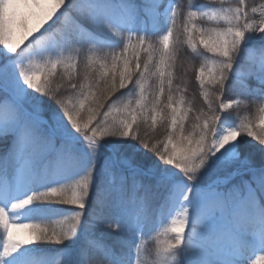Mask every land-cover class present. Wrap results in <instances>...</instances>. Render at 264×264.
<instances>
[{
  "label": "snow or ice",
  "instance_id": "6c2138e0",
  "mask_svg": "<svg viewBox=\"0 0 264 264\" xmlns=\"http://www.w3.org/2000/svg\"><path fill=\"white\" fill-rule=\"evenodd\" d=\"M0 230V264H264V3L0 0Z\"/></svg>",
  "mask_w": 264,
  "mask_h": 264
},
{
  "label": "trees",
  "instance_id": "16d2710c",
  "mask_svg": "<svg viewBox=\"0 0 264 264\" xmlns=\"http://www.w3.org/2000/svg\"><path fill=\"white\" fill-rule=\"evenodd\" d=\"M184 3L187 2V0H183ZM205 3L209 2V0H204ZM217 4L219 3V0H216ZM248 2L250 4H259V3H264V0H248ZM227 3H232V0H227ZM232 6H235L234 4ZM202 23H207V22H202ZM182 31V25H181V30L179 31L177 37L179 38V40L181 42H183L185 40V37L183 35V32ZM158 39V37H157ZM173 39V38H172ZM185 53H191V49H188L187 48V45L186 43H181V54L179 56V58L177 59L176 61V67H177V71H176V76H177V80L180 81L182 79L185 78L184 76V73L187 72L188 73V78L191 80V84L189 86V98L192 97L193 95V92L190 91V87L193 85L195 87V91L194 93H196V95H198V84L195 83L194 81V67H198L199 66V63H200V60H196L195 62L191 61L189 59V57L185 54ZM206 56H209L211 54H205ZM197 103L200 105V101L197 100ZM199 105L197 107H199ZM65 208H70L71 206H63ZM54 220H62L64 219L63 216H59V217H53ZM23 222H37V221H28V220H25ZM3 243V233H2V230H0V245H2ZM147 246H148V243H147ZM149 246L150 248L153 250L154 247H155V240L151 239V241L149 242ZM52 251L48 253V255H54V250L55 248L57 247L56 245H51L49 246ZM252 259H255V256L252 257Z\"/></svg>",
  "mask_w": 264,
  "mask_h": 264
},
{
  "label": "rangeland",
  "instance_id": "374dc122",
  "mask_svg": "<svg viewBox=\"0 0 264 264\" xmlns=\"http://www.w3.org/2000/svg\"><path fill=\"white\" fill-rule=\"evenodd\" d=\"M178 33L176 34V37H173V39L177 38ZM190 91L193 92V95L196 94V93H194L195 87L193 85L190 87ZM198 105L199 104L197 103L196 106H198ZM237 111L239 112L240 117L248 119V120H252L253 121V127L256 128V131H258V132L260 131V128L256 127V124L258 123V112H257V109L254 105L249 106V107H246L245 105H241V108L238 109ZM233 115L235 116L236 112H234ZM238 122H239V120H237V123ZM248 139H251V138H248ZM252 142L256 143V141H252ZM170 223H171V217H169L167 215L166 210L162 211L161 213L158 214L156 231L151 234L152 238L147 240L149 251L152 250L149 246V242L151 241V239L155 240L154 238L157 236V233H159V240L161 242H163L165 239L168 238V235H170V234H165L164 229L169 227Z\"/></svg>",
  "mask_w": 264,
  "mask_h": 264
}]
</instances>
